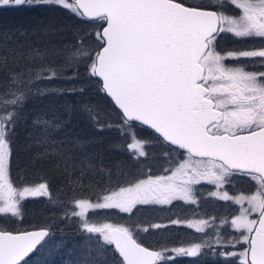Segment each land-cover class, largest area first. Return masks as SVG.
Instances as JSON below:
<instances>
[{
	"label": "snow or ice",
	"instance_id": "1",
	"mask_svg": "<svg viewBox=\"0 0 264 264\" xmlns=\"http://www.w3.org/2000/svg\"><path fill=\"white\" fill-rule=\"evenodd\" d=\"M51 6L67 9L88 22L83 36L80 29L75 30L76 44H53L48 39L54 31L50 24L32 29L0 24V224L9 215L22 219L26 197L50 196L47 182L18 188L11 177L13 144L25 102L45 92L85 93V88L75 86L41 89L35 82L74 81L83 63L86 75L99 79L100 91L120 110L122 123L115 127L121 135L130 134L132 142L127 147L134 156L147 155L144 144L148 142L134 132L137 124L175 146L164 152L173 157L169 163L176 165L171 175L148 176L128 181L126 186L117 180L118 190L98 196L95 202L74 199L70 213L65 212L79 217L82 227L98 233L105 245L114 246L113 251L98 248L96 264H176L177 258L201 255L223 258L225 264H264V70H247L249 66L264 69V45L224 50L223 54L218 50L224 39L221 34L264 42V0H0V10ZM232 6L240 10L238 15L229 13ZM228 60L238 63L228 64ZM68 68L77 71L66 76ZM97 109L84 106L97 127H113L101 122ZM36 123L43 127L33 133L29 147L34 144L40 149L37 160L63 164L64 173L78 172V179L102 173L91 162L92 156L72 152L83 141L67 134L68 120L54 116ZM61 132L64 138L58 139ZM173 153L187 158L177 160ZM233 177H249L255 182L252 190L237 196H229L227 191L209 195L241 205L230 225L227 218L221 220L238 235L222 236L217 231L214 242L172 248L162 245L159 250L143 245L141 232L165 225L144 226L145 221L133 219L137 205H171L176 200L196 204L192 185L207 180L221 189L225 184L235 185ZM108 209L129 214V220L97 224L87 218L89 210ZM253 213L256 218L250 219ZM198 224L197 232L211 226L207 220ZM50 244L47 228L14 232L0 227V264H27L25 257L38 245ZM237 246L239 250H235Z\"/></svg>",
	"mask_w": 264,
	"mask_h": 264
},
{
	"label": "trees",
	"instance_id": "2",
	"mask_svg": "<svg viewBox=\"0 0 264 264\" xmlns=\"http://www.w3.org/2000/svg\"><path fill=\"white\" fill-rule=\"evenodd\" d=\"M0 24L4 27L22 25L28 29L37 25L50 24L54 31L48 39L61 47L77 43L76 29H80L82 36L84 30L88 29V22H82L75 14L60 6L38 10H0ZM32 39L35 40L36 37L33 36ZM88 42V39L85 38L84 43ZM75 71L77 69L68 68L65 75H73ZM78 71L79 77L74 81L54 80L51 82L36 81L35 83L41 89L46 87H83L85 88L83 95L73 92H45L43 96H35L25 102L22 119L17 125L16 140L13 144L11 158V177L14 187H35L39 183L47 182L50 193V196L26 197L22 202V219L17 220L9 215L3 217L5 222L0 224V227L11 231L37 227L50 230L52 244L44 248L39 246L26 259L27 264H96L98 257L93 246L97 238L93 236L92 240L90 239V233L82 227L79 217L65 215L66 211L70 213L74 207V203H72L74 199L86 198L95 202L98 196L107 194L111 190H118L117 180L120 186H126L128 181L135 182L136 179H147L148 176L156 177L164 174L160 173V170L167 164L171 165L169 161L173 158L164 155V152L169 150L171 146L165 144L153 131L139 124L134 128V132L138 139L148 142L144 144V151L147 155L144 157L134 156L133 150L127 147L132 142L130 134L125 132L121 135L120 129L115 127V125L122 123L121 113L105 93L100 91L101 83L95 77L86 75L85 64L81 63ZM85 105L98 106L97 110L100 112L101 122L112 124L113 127H104L103 129L97 127L84 110ZM54 116L68 120L67 134L83 141V146L72 147V152L78 156L82 153L92 156L91 162L99 165L102 173L93 172L89 174L90 179L83 177L78 179V172L69 171L68 174H65L63 164L52 160L36 159V154L40 149L34 144L29 147L33 133L38 132L43 127V124L36 122L50 120ZM64 135V132L58 133V139H63ZM174 154L177 155V153H173V156H175ZM32 155L35 156L32 157ZM28 159H33V161H28ZM114 165H119V168L115 170ZM121 173L125 175H121ZM109 176L112 177V180H109ZM234 179L235 186L229 185L231 192L241 190L238 185L241 184L242 180L248 181L251 185L255 183L248 177H234ZM199 189L202 195L200 198L199 194L197 195L198 200L200 199L198 204L190 206L200 208L205 216L210 214L222 215L223 212L220 210L225 209L217 211V208L225 203L208 194L206 195L205 191L208 192V187H200ZM174 204L177 205H141V207L133 210L136 214L133 219L139 218L145 221L144 226L149 223L164 225L167 221L166 218L174 216L179 212V208L185 206L183 203ZM236 206L230 212L225 211L224 215L228 216L234 211L236 213ZM86 215L90 222L97 224L105 222L125 223L129 220V214L121 213L118 209L89 210ZM159 217H164L165 221L157 220ZM177 229L182 230L179 226L175 228V230ZM171 231V228L165 225L161 229L150 230V233L141 232L140 239L146 246L158 250L162 245H166L168 248L183 247L190 243H199L201 240L198 234L188 233L186 236L189 238L183 243L174 240L168 243L167 241L171 240L168 238ZM226 233L229 232L225 231L221 235L226 236ZM233 235H238V233L235 231ZM153 238L155 241H161L155 242ZM190 238H197V240L191 241ZM52 245L56 246L53 247ZM104 248L109 249V251L114 250L111 245ZM235 250H239V246ZM204 251L207 252L208 250L205 249ZM116 255L118 256L117 253ZM176 264H225V260L201 255L199 257L177 258ZM233 264H239V261H233Z\"/></svg>",
	"mask_w": 264,
	"mask_h": 264
},
{
	"label": "rangeland",
	"instance_id": "3",
	"mask_svg": "<svg viewBox=\"0 0 264 264\" xmlns=\"http://www.w3.org/2000/svg\"><path fill=\"white\" fill-rule=\"evenodd\" d=\"M33 156H35V155H32V157ZM28 161H33V159H28ZM173 165L174 164H171V165L167 164V165L163 166V168L160 170V173H164V174H165V172L170 173L172 171V166ZM118 168H119V165H114V169L115 170H117ZM233 180L235 181V179H233ZM201 183H207V184H204V185H206L208 187V192L205 191L206 195L207 194L209 195V192H213V191H219L221 193L223 191H227L228 193H234L235 196H237V195H240L241 193H248V192H250L252 190L251 183H249L248 181H245V180H242L241 184L238 185V187H241V190L240 191H234V192H231V190L229 188V185L235 186L233 184H225L223 186V188L217 189L214 184L208 183L207 180H201V182L199 184L192 185L193 189L195 190L194 194L196 196V199H197V195L198 194H200V196L202 195V192L200 191V189L198 190L196 188V186L200 185ZM212 197H215L217 199L219 198L218 196H212ZM221 201H224V200H221ZM225 201H226V203L224 205L219 206V208H217V211H219L220 209H225V210H220V211L223 212V214L220 215V216L219 215H213V214L205 216L204 214H202L203 211H201L200 208H194L193 206L185 205L181 209L180 208L178 209L179 212L177 214H175L174 216L166 218L167 221H165L163 219L164 217L157 218V220H161V222L164 220L165 221L164 225H166L168 228H171V230H172L171 234L173 236L172 237H168L171 240L167 241V242L169 243V242L174 240V241H181V243H183L184 240L189 238V237L186 236L187 234H185V233L197 232L196 231V227L201 226V225L198 224V221H200V220H207L211 226L210 227L209 226H205V231L204 232H206V233L203 234L200 237L201 240L199 241V243L203 242V241L214 242V240H215L214 238H216L217 231H219L220 234H222L225 231L233 234V232H235L236 230L229 226L230 225V221H231V219L235 218V216L239 215V211H240L241 205H239V204H230L227 200H225ZM198 202H199V200L197 199V203L196 204H198ZM235 205H237L236 206V211L237 212L235 213V211H234L232 214H230L228 216H225L224 215L225 211L226 212L232 211L233 207ZM225 206H226V208H225ZM243 206L247 207L248 205L245 202ZM138 207H141V205H137V208ZM28 212L30 213V211H28ZM224 218L228 219L229 225H225V224L221 223V220L224 219ZM249 218L250 219H255L256 218V214L253 213L252 216L249 217ZM173 220H180L181 221L180 224H182L184 226V228L181 231H179V229H177L175 231V228L177 226H179V224H172L171 221H173ZM189 222H191L193 224V227L190 228V227L187 226ZM22 230H24V229H22ZM178 232H180V233H178ZM197 233H201V232H197ZM229 233H226V234H229ZM93 236L97 238V241H95L96 243L93 246V249H94V251L96 253H97V249L98 248L110 246V245H105L104 244L103 240L100 238L98 233H90L89 237H90L91 240H92ZM204 236H205V238H203ZM194 240H197V238H192L191 239V241H194ZM153 241H155L154 238H153ZM160 241L161 240H158V241H155V242H160ZM162 242H166V241H162ZM190 244L185 245L183 247L190 246Z\"/></svg>",
	"mask_w": 264,
	"mask_h": 264
},
{
	"label": "flooded vegetation",
	"instance_id": "4",
	"mask_svg": "<svg viewBox=\"0 0 264 264\" xmlns=\"http://www.w3.org/2000/svg\"><path fill=\"white\" fill-rule=\"evenodd\" d=\"M185 3H193L195 2V0H184ZM229 13H233V14H239L240 10L239 9H236L234 6H232L231 8L228 9ZM222 36H224V39L220 40V45H219V49L220 51H222V54H223V51L224 50H234V49H245V50H251L253 47H255L256 49H259L262 45H264V42H261L259 40V38H256V39H251V38H236L234 37L231 33H228V34H221ZM250 59H254V60H258L259 58H250ZM226 63L228 64H236L238 62H234V61H231V60H228L226 61ZM247 70H264V69H260V68H253L251 66L248 67ZM173 147V146H171ZM175 148V147H174ZM180 151V150H179ZM181 153L183 151H180ZM175 155V154H174ZM176 159L177 160H182V159H186V154L181 156V155H175ZM194 159H199V158H194ZM168 161V159H167ZM176 165L174 164L172 166V169L175 167ZM172 174V171L170 173H167L165 172V174H160L158 176H161V175H171ZM249 178V177H248ZM234 179V177H233ZM203 184H207V183H201L200 185H197L196 188L199 190V188L203 185ZM192 187V186H191ZM193 188V187H192ZM230 195L229 196H235L234 193H229ZM195 195V194H194ZM196 197V196H195ZM199 198H200V194H199ZM198 199V198H197ZM220 199V198H218ZM200 200V199H199ZM222 200V199H221ZM230 204H235L233 203L232 200H227ZM226 201L224 200L223 203H225ZM174 203H183L184 205H194V204H191V203H186L182 200H176V201H173V203L171 205H177V204H174ZM178 227V226H177ZM179 228L183 229L184 226L182 224H179ZM176 231V230H175ZM188 233H191V232H188ZM188 233H185V234H188ZM192 233H196L199 235V237H201L203 234H205L206 232H201V233H197V232H192ZM168 236L172 237L173 235L170 233L168 234Z\"/></svg>",
	"mask_w": 264,
	"mask_h": 264
},
{
	"label": "water",
	"instance_id": "5",
	"mask_svg": "<svg viewBox=\"0 0 264 264\" xmlns=\"http://www.w3.org/2000/svg\"><path fill=\"white\" fill-rule=\"evenodd\" d=\"M96 78V77H95ZM98 81H99V79L98 78H96ZM100 82V81H99ZM101 83V82H100ZM101 87H102V84H101ZM106 95V94H105ZM107 96V95H106ZM108 97V96H107ZM111 101H112V99H111V97H108ZM112 103H113V105L115 106V104H114V102L112 101ZM116 107V106H115ZM116 109L120 112V110L116 107ZM143 127H145V128H148L147 126H143ZM149 129V128H148ZM151 130V129H150ZM151 131H153L154 132V130H151ZM155 133V132H154ZM156 134V133H155ZM157 136H158V134H156ZM162 139V138H161ZM163 141V140H162ZM173 147H175V146H173ZM180 151H183V150H180ZM43 227H37V228H31V229H27V230H19V231H38V230H40V229H42ZM18 231V230H17ZM50 231V230H49ZM14 232H16V231H14ZM144 246H146L145 244H143ZM39 247V245L37 246V248ZM146 247H149V246H146ZM36 248V249H37ZM113 248H114V246H113ZM149 248H151V249H156V248H154V247H149ZM36 249H34L33 250V252L32 253H29V256H31L35 251H36ZM156 250H158V249H156ZM118 254V253H117ZM28 256V257H29ZM28 257H25V260L28 258Z\"/></svg>",
	"mask_w": 264,
	"mask_h": 264
},
{
	"label": "bare ground",
	"instance_id": "6",
	"mask_svg": "<svg viewBox=\"0 0 264 264\" xmlns=\"http://www.w3.org/2000/svg\"><path fill=\"white\" fill-rule=\"evenodd\" d=\"M201 187H207V186L203 184ZM219 200H220V199H219ZM225 203H226V202H225ZM188 206H190V205H188Z\"/></svg>",
	"mask_w": 264,
	"mask_h": 264
}]
</instances>
